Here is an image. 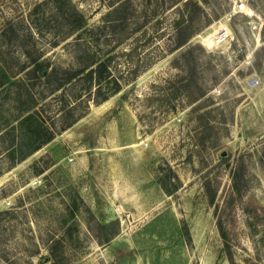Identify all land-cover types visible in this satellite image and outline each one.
Wrapping results in <instances>:
<instances>
[{
  "label": "rangeland",
  "instance_id": "obj_1",
  "mask_svg": "<svg viewBox=\"0 0 264 264\" xmlns=\"http://www.w3.org/2000/svg\"><path fill=\"white\" fill-rule=\"evenodd\" d=\"M123 1L0 0V264H264V0H131L119 43ZM93 60L121 90L68 91L41 145L63 102L29 70Z\"/></svg>",
  "mask_w": 264,
  "mask_h": 264
},
{
  "label": "trees",
  "instance_id": "obj_2",
  "mask_svg": "<svg viewBox=\"0 0 264 264\" xmlns=\"http://www.w3.org/2000/svg\"><path fill=\"white\" fill-rule=\"evenodd\" d=\"M183 1V0H182ZM131 0H125L115 6L104 18V23L107 25V28L110 29L111 37H117L120 42L129 39V36L124 35V31L129 26L131 17L127 14L126 10L130 8ZM184 5L186 7H192L194 9L197 8V4L191 0H187ZM181 24V22L179 23ZM83 29V25L79 22L76 26L73 27V31L77 32ZM64 73L66 76L59 79L57 78L55 81H50V76L54 77V72H49L47 66L39 63L36 64L32 70H29L28 76L38 75L42 78H49L48 81L52 84L53 94L60 92V94L56 95V100L59 102H63L59 107L61 112V118L57 120L55 129L50 134L45 135L43 142L41 145H45L48 142L52 141L57 135H59L62 131L67 130L73 124H75L81 115L77 114V107L73 106L69 108L70 100L82 99L80 95H74L71 97L70 94L77 91V87L79 84H84V87L87 91V104L90 101H93L95 104H100L106 100H108L110 94L107 91H112L111 94H116L121 90V84L118 78H115L112 74V70L109 65V60H93L88 65L82 66V68L78 70H65ZM49 82H47L49 84ZM111 85V86H110ZM113 85V86H112ZM69 91V93H68ZM84 102V101H83ZM42 105L40 108L43 110L44 106ZM77 106V104H76ZM89 107V106H88ZM44 111V110H43ZM39 115V112H38ZM45 131V129H43ZM39 146L37 149H39ZM49 250L52 254V257H55L56 249L55 247H49ZM56 264V263H52Z\"/></svg>",
  "mask_w": 264,
  "mask_h": 264
},
{
  "label": "bare ground",
  "instance_id": "obj_3",
  "mask_svg": "<svg viewBox=\"0 0 264 264\" xmlns=\"http://www.w3.org/2000/svg\"><path fill=\"white\" fill-rule=\"evenodd\" d=\"M225 31L226 33H229L228 28L225 25H221L220 27H218V29H216L214 31V33H212L211 35H209L208 37L204 38V42L209 46V47H214L219 45L217 38L219 37V34Z\"/></svg>",
  "mask_w": 264,
  "mask_h": 264
},
{
  "label": "built area",
  "instance_id": "obj_4",
  "mask_svg": "<svg viewBox=\"0 0 264 264\" xmlns=\"http://www.w3.org/2000/svg\"><path fill=\"white\" fill-rule=\"evenodd\" d=\"M229 38L228 33H226L225 31H222L219 34V37L217 38L218 44H222L225 43L227 41V39Z\"/></svg>",
  "mask_w": 264,
  "mask_h": 264
},
{
  "label": "water",
  "instance_id": "obj_5",
  "mask_svg": "<svg viewBox=\"0 0 264 264\" xmlns=\"http://www.w3.org/2000/svg\"><path fill=\"white\" fill-rule=\"evenodd\" d=\"M193 1H194V2H197V0H193ZM225 155H226V153L223 154V156H225Z\"/></svg>",
  "mask_w": 264,
  "mask_h": 264
}]
</instances>
